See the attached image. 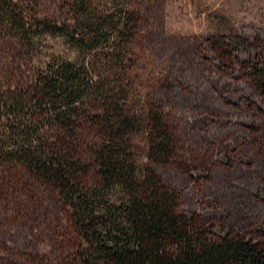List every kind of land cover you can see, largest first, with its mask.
<instances>
[{
    "label": "trees",
    "instance_id": "16d2710c",
    "mask_svg": "<svg viewBox=\"0 0 264 264\" xmlns=\"http://www.w3.org/2000/svg\"><path fill=\"white\" fill-rule=\"evenodd\" d=\"M136 2L63 0L53 15L40 0H0V26L36 62L32 84L0 91V164L53 189L71 262L264 264L262 244L183 210L157 171L180 145L139 91ZM250 73L264 96V66Z\"/></svg>",
    "mask_w": 264,
    "mask_h": 264
},
{
    "label": "rangeland",
    "instance_id": "374dc122",
    "mask_svg": "<svg viewBox=\"0 0 264 264\" xmlns=\"http://www.w3.org/2000/svg\"><path fill=\"white\" fill-rule=\"evenodd\" d=\"M59 15L63 0H40ZM139 91L160 104L179 140L178 163L157 166L181 208L218 233L264 246V0H137ZM240 44L224 45L228 40ZM34 55L0 26V91L34 81ZM251 67V70L250 68ZM69 230L53 189L0 164V264L69 261Z\"/></svg>",
    "mask_w": 264,
    "mask_h": 264
}]
</instances>
